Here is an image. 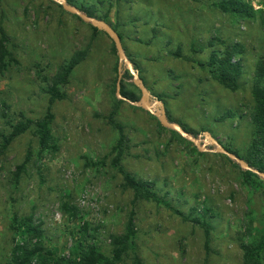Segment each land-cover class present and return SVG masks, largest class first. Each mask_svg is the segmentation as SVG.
Listing matches in <instances>:
<instances>
[{
    "label": "rangeland",
    "instance_id": "rangeland-1",
    "mask_svg": "<svg viewBox=\"0 0 264 264\" xmlns=\"http://www.w3.org/2000/svg\"><path fill=\"white\" fill-rule=\"evenodd\" d=\"M221 1H66L79 10L93 8V18L121 35L153 109L161 110L158 99L169 121L199 140V151L116 96L119 66L121 80L133 79H123L126 64L102 29L51 0H0L11 57L0 74V143L12 125L43 117L59 67L88 49L67 84L58 86L65 98L51 106L54 149L39 153L32 124L0 160V264H7L14 243L29 239L28 218L40 226L42 248L69 264L90 245L111 258L113 238L125 234L130 217L133 246L116 264H134L135 256L142 264H245V248L259 244L264 264V179L246 176L217 146L204 143L208 132L239 159L250 145L254 68L264 61V0H243L255 16L242 19L224 13ZM227 45L239 48L235 91L213 79L207 65ZM128 88L138 102L140 89ZM116 99L122 102L114 120L126 136L120 164L135 179L153 183L158 203L135 198L112 164L119 134L108 118ZM198 222L209 225L207 245Z\"/></svg>",
    "mask_w": 264,
    "mask_h": 264
},
{
    "label": "trees",
    "instance_id": "trees-1",
    "mask_svg": "<svg viewBox=\"0 0 264 264\" xmlns=\"http://www.w3.org/2000/svg\"><path fill=\"white\" fill-rule=\"evenodd\" d=\"M68 3L70 0H66ZM219 8L226 14H229L237 18H253L255 11L252 7L247 5L243 0H223L218 3ZM85 15L95 17V12L91 7H84L80 9ZM94 32H97L96 28H93ZM120 39L121 35L118 34ZM8 38L0 28V74L6 70L7 60H10V54L6 46ZM113 50L116 51L113 44ZM238 45H227L225 49L219 54H212L208 60L207 65L212 68V77L224 88L235 91L238 88V78L241 74V66L239 61H233V58L238 54ZM88 54V49L75 52L70 60L59 67L57 73L52 79L48 93L50 95L49 104L45 114L38 120L25 119L15 125L11 126V131L7 135L2 136L0 143V160L5 154L10 144L20 135L24 134L32 124L36 126V136L38 138L39 153L50 151L54 149L52 145L53 136L51 131V124L53 121V115L51 106L55 100H61L65 98V94L58 90V86L65 85L68 82V78L73 70L82 63ZM131 78V75L127 70L123 74V79ZM144 82V80H143ZM128 87H135L132 83H125L124 80L120 82V95L121 97L130 100L137 101L138 97ZM252 97L255 102L254 110L251 114V121L253 126V134L249 147L246 150L245 156L240 157L243 159L250 168L258 170V172L264 174V61H257L254 68V75L252 80ZM116 98V97H115ZM160 99V97H158ZM121 100L116 99L113 110L111 111L108 121L113 125L118 134L119 139L117 145L114 147L115 157L112 164L121 174L124 185L134 192L135 198L151 200L154 202H160L156 193L152 190L154 186L151 182H143L135 179L129 173H127L121 166V156L123 153L124 145L126 142V136L122 125L114 120V115L117 111L118 105ZM176 134V132L172 131ZM229 151V150H228ZM237 155L236 153H234ZM238 156V155H237ZM29 162V158L17 166V176L23 173L26 169V164ZM246 176H256L251 171H245ZM65 211L72 209V213L75 211L72 207L63 206ZM199 223V222H198ZM204 229L205 245L209 241V225L206 223H199ZM25 232L29 239L25 242L14 243L10 258L7 264H64V259H55L50 252L45 251L42 248L43 234L38 224H33L32 219L28 218L25 223ZM15 230V229H14ZM135 230L132 217L129 218L126 225V232L124 235L113 238L114 248L112 250V257H106L96 246H88L81 252L79 262L70 261L69 264H116L121 259L123 252L126 248L133 246V240L135 237ZM263 245L259 244L255 248H245L244 263L245 264H260L261 253ZM134 264H142L140 259L135 256Z\"/></svg>",
    "mask_w": 264,
    "mask_h": 264
},
{
    "label": "water",
    "instance_id": "water-1",
    "mask_svg": "<svg viewBox=\"0 0 264 264\" xmlns=\"http://www.w3.org/2000/svg\"><path fill=\"white\" fill-rule=\"evenodd\" d=\"M51 1H53V2L57 3L58 5H60L65 11L78 16L83 21L92 24L96 28L102 29L111 38L112 42L114 43L115 49H116V51L118 53L119 60L125 62L126 70L132 76L133 84L135 86H137L140 89V92H141L140 100L138 102H130L131 104L136 105V106L140 107L141 109L145 110L146 112H148L149 114L154 116L158 120V122H159V124L161 126L176 132L181 137L187 139L188 141H191L193 143V145L199 151H203V149H202L203 146L201 147L199 145V140L198 139H195L193 136L189 135L177 123L169 121V119L167 118L166 112L164 110L163 104L158 99H156L155 103H156L157 106L161 107V110L158 111V110H154L153 109V107L151 106V104L149 102V99L151 97L150 93L148 92L143 80L137 75V73L135 72L133 66L129 63V61H128L125 53H124V50H123V47H122V44H121V39H120L119 35L111 27H109V25H107L103 21L97 20V19H95L93 17H90V16H87V15L83 14L75 6L69 5L66 2V0H51ZM118 69H119V73H118L117 85H116V96L118 98L123 99V100H127V99L121 97V95H120V81H121V76H122V74L120 72V66H119ZM205 137L206 138L204 140V143L209 141L210 143H212L213 145L218 147V151L220 153L226 155L229 159L236 161L238 163V165L244 171H251L252 173L257 174V175L261 176L264 179V174L258 172V170L250 168L249 165L244 160L239 159L234 154H232L229 151H227L215 139H213V137L208 132H205Z\"/></svg>",
    "mask_w": 264,
    "mask_h": 264
}]
</instances>
